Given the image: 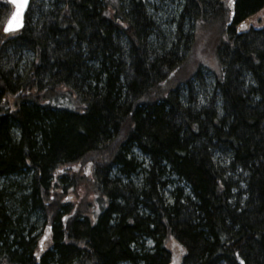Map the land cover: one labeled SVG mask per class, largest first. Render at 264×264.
Here are the masks:
<instances>
[{
  "label": "trees",
  "instance_id": "1",
  "mask_svg": "<svg viewBox=\"0 0 264 264\" xmlns=\"http://www.w3.org/2000/svg\"><path fill=\"white\" fill-rule=\"evenodd\" d=\"M0 0V264H264V0Z\"/></svg>",
  "mask_w": 264,
  "mask_h": 264
},
{
  "label": "snow or ice",
  "instance_id": "2",
  "mask_svg": "<svg viewBox=\"0 0 264 264\" xmlns=\"http://www.w3.org/2000/svg\"><path fill=\"white\" fill-rule=\"evenodd\" d=\"M231 2V0H230ZM11 3L15 5L16 10L11 13L10 18L7 21V25L4 28L6 33L16 30L21 24V14L28 4V0H11Z\"/></svg>",
  "mask_w": 264,
  "mask_h": 264
},
{
  "label": "rangeland",
  "instance_id": "3",
  "mask_svg": "<svg viewBox=\"0 0 264 264\" xmlns=\"http://www.w3.org/2000/svg\"><path fill=\"white\" fill-rule=\"evenodd\" d=\"M264 25V9L248 18L241 26V30H248L250 28H258Z\"/></svg>",
  "mask_w": 264,
  "mask_h": 264
},
{
  "label": "water",
  "instance_id": "4",
  "mask_svg": "<svg viewBox=\"0 0 264 264\" xmlns=\"http://www.w3.org/2000/svg\"><path fill=\"white\" fill-rule=\"evenodd\" d=\"M7 1L12 5V8H13L12 12H14L16 10L15 5L13 3H11V0H7ZM30 3H31V0H28V4H27V6L25 7V9L23 10V12L21 14V24H20V26L18 28H16V30L10 31V32H15V31H18V30L23 28L24 22H25V16H26V13H27V11L29 9ZM10 16H11V14L9 15L8 19L10 18ZM8 19L6 20V22H5L4 26H3V31H4L5 26L7 25ZM10 32H8V33H10ZM4 33H6V32L4 31Z\"/></svg>",
  "mask_w": 264,
  "mask_h": 264
}]
</instances>
